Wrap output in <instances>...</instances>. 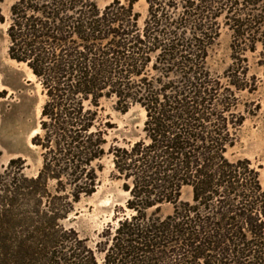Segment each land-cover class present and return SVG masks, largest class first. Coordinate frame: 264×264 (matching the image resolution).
Returning <instances> with one entry per match:
<instances>
[{
    "label": "trees",
    "instance_id": "trees-1",
    "mask_svg": "<svg viewBox=\"0 0 264 264\" xmlns=\"http://www.w3.org/2000/svg\"><path fill=\"white\" fill-rule=\"evenodd\" d=\"M138 2L16 0L8 17L0 8L9 57L46 96L32 137L39 173L27 175L22 157L2 165L0 150V264H264L260 171L229 154L246 121L239 94L258 88L249 53L264 74V0H146L143 22ZM224 28L232 63L217 74ZM107 104L144 110L143 137L109 146ZM109 156L130 214L93 248L67 223Z\"/></svg>",
    "mask_w": 264,
    "mask_h": 264
},
{
    "label": "rangeland",
    "instance_id": "rangeland-1",
    "mask_svg": "<svg viewBox=\"0 0 264 264\" xmlns=\"http://www.w3.org/2000/svg\"><path fill=\"white\" fill-rule=\"evenodd\" d=\"M16 0H4L0 4L3 14L8 17ZM114 0H98L101 7ZM127 1V0H121ZM141 14V21L146 19L148 5L146 0H139L135 6ZM8 24H0V150L2 165L7 166L13 158L26 159V174L30 177L39 173L42 165L41 153L33 146L32 137L40 132L42 106L46 99L42 87L33 73L23 64L15 62L8 54ZM231 32L224 28L215 46L211 64L217 74H223L232 63ZM250 60L249 76H257L258 88L251 93L239 94L241 111L246 116L245 123L238 131L239 142L230 151L231 159L248 158L260 171L264 186V74L263 68L257 65V54H248ZM106 113L116 125L110 132L109 146L127 147L143 137L146 112L139 106L132 107L127 113L106 105ZM104 172L101 173V184L96 193L83 197L76 206L75 214L68 226H73L84 238L90 240L93 248L101 240V233L109 226H116L118 220L129 215L127 208L128 192L121 180L114 179V164L111 157L103 160ZM191 188H185L182 199L190 200ZM171 207L168 211H171ZM101 263L103 256L97 254Z\"/></svg>",
    "mask_w": 264,
    "mask_h": 264
}]
</instances>
